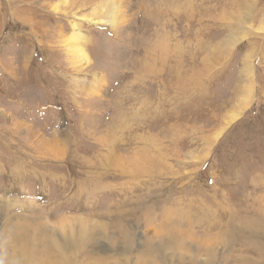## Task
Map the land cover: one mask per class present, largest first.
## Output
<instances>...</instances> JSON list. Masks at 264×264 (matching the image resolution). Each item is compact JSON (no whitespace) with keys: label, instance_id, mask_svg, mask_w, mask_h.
<instances>
[{"label":"rangeland","instance_id":"rangeland-1","mask_svg":"<svg viewBox=\"0 0 264 264\" xmlns=\"http://www.w3.org/2000/svg\"><path fill=\"white\" fill-rule=\"evenodd\" d=\"M58 1L0 0V264H264V30L198 0H122L114 28ZM166 31L180 81L147 68Z\"/></svg>","mask_w":264,"mask_h":264},{"label":"bare ground","instance_id":"bare-ground-1","mask_svg":"<svg viewBox=\"0 0 264 264\" xmlns=\"http://www.w3.org/2000/svg\"><path fill=\"white\" fill-rule=\"evenodd\" d=\"M59 1H61L62 2V4H68V2L66 1V0H59ZM58 1V2H59ZM73 1V0H72ZM96 2H98L99 3V11L101 12V16H103V17H101L100 16V18H98V20H97V22H101V23H104V24H107V25H109L110 27H115L116 26V22H117V17H118V13L120 12V7H121V4H122V0H95ZM94 1V2H95ZM160 1V0H159ZM158 1V2H159ZM195 1H197V0H195ZM198 1H200V3H203V2H207V4L208 5H206L205 7H207L206 9H210V11H212V13H213V15H214V17H220L219 19H224L225 21H227L226 23H228L227 25H226V30H227V32H229V29L230 28H232V25H231V23H232V20L233 21H235L236 23H239V24H242V23H245L248 19H251V22H256L257 23V25H258V28H259V30H261V31H263L264 30V5H262V3H259L258 5H261L260 7L259 6H257L256 4V6H255V8H251L252 10H253V12L252 11H247V10H245L244 8H243V4H246V3H244L243 1L244 0H230V1H226V0H224L223 2H221V0H198ZM197 1V2H198ZM262 1H264V0H262ZM29 2V1H28ZM248 2V1H247ZM88 3V2H87ZM61 4V3H60ZM61 4V5H62ZM71 4V3H70ZM162 4V3H161ZM185 4V3H184ZM206 4V3H205ZM163 5V4H162ZM167 5V4H166ZM169 5V4H168ZM188 5V4H187ZM186 5V6H187ZM192 5H193V3L191 4V5H188L189 7H192ZM81 6V5H80ZM173 6V5H172ZM176 6H177V10H180V3L179 4H176ZM184 6V5H183ZM58 7L59 6H57L56 4H55V6L53 7V10H56V11H59L58 10ZM61 7V6H60ZM148 7V6H147ZM171 7V6H170ZM65 8H67V6L65 7ZM83 8V7H82ZM46 10V9H45ZM145 10V9H144ZM94 11H96V10H94ZM202 11V10H201ZM217 11V12H216ZM42 12V11H41ZM252 12V13H251ZM29 13V12H28ZM93 13H95V12H93ZM201 13V12H200ZM235 13H239L238 15H236V16H234L233 14H235ZM32 14V13H31ZM150 14V13H149ZM167 14V13H166ZM228 14H231L230 16H228ZM260 14H262L261 15V17L259 18V16H260ZM174 15H176V14H174ZM243 15V16H242ZM206 16V15H205ZM145 17H146V15H145ZM168 17V16H167ZM170 17V16H169ZM152 18V17H151ZM189 18V17H188ZM146 19H147V17H146ZM156 19V18H155ZM158 19V18H157ZM163 19V18H162ZM162 19H158L159 21H161ZM167 19V18H166ZM158 20H156V21H158ZM173 20H174V18H173ZM203 20V19H202ZM147 21V20H146ZM177 21V20H176ZM175 20H174V22H176ZM187 21V20H186ZM185 21V22H186ZM197 21V20H196ZM205 21H207V20H205ZM217 21V20H216ZM32 22H34V20L32 21ZM96 22V21H95ZM150 22V21H149ZM162 22H163V20H162ZM170 22H171V20H170ZM191 22V21H190ZM189 21H187V25L188 26H190L191 25V23H190ZM215 22V21H214ZM27 23V25H31V23L29 22V21H27L26 22ZM72 23V22H71ZM208 23V22H207ZM171 24H173V23H171ZM177 24V23H176ZM176 24H175V26H176ZM219 24V23H218ZM225 23H222V24H220L221 26L222 25H224ZM154 25V24H153ZM152 25V26H153ZM165 25V24H164ZM179 25H181V24H179ZM200 25V24H199ZM72 27H71V33H70V35H69V37H67L66 39H65V42H66V46H68V50H70V51H75V50H79L78 52L81 54V56H78V57H81L80 58V60H83L86 64H88L89 62H88V59H90L88 56H87V54H86V52H85V49H84V43H86L85 42V40H84V38H85V36H84V34H82V30H80V26H78V23H72V25H71ZM168 25L166 24V27H167ZM186 26V25H185ZM196 26V25H195ZM194 26V27H195ZM204 26H205V24H204ZM213 26V25H212ZM212 26H210V27H212ZM238 26V25H237ZM158 27V26H157ZM162 28V27H161ZM213 28H215V27H213ZM222 28V27H221ZM223 28H225V27H223ZM172 29V28H171ZM201 29V28H200ZM212 29V28H211ZM218 29V28H217ZM155 30V29H154ZM179 30V29H178ZM188 30V29H187ZM190 30V29H189ZM209 30V29H208ZM216 30V29H215ZM239 30V29H238ZM241 30V29H240ZM156 31H158V30H156ZM209 32V31H208ZM212 32V31H211ZM163 34H160L159 36L157 35L156 37V41H153L152 42V44L151 45H149V47H150V49H151V51H153V50H155V52H158V61H159V67L157 68H155V69H149V67H147L148 68V70H150V72H153L154 73V75H158V76H160L161 77V74H162V72L164 71V69H165V71H167V74H169V75H167V76H171V75H175V81H180V45H179V43H178V41L177 40H174L173 41V43H172V45H170V43H169V41H170V39H169V33H167V31H166V33L165 32H162ZM174 33H175V31H174ZM189 33V32H188ZM245 33V32H244ZM194 34V33H193ZM197 34V33H196ZM212 34V33H211ZM214 34H216V33H214ZM180 35V34H179ZM200 35H201V33H200ZM160 36H162V37H160ZM165 36V37H164ZM172 36V35H171ZM175 36V35H174ZM207 36V35H206ZM214 36V35H213ZM204 37V36H203ZM226 37H228V35L226 36ZM238 37V36H237ZM171 38V37H170ZM194 38H196V37H194ZM202 38V37H201ZM211 38V37H210ZM232 38V37H231ZM239 38V37H238ZM153 39V38H152ZM178 39H179V37H178ZM199 39V38H198ZM198 39L196 40V42L198 43V44H201V45H203V46H201V47H203V48H207L211 43H208V42H200V41H198ZM212 39V38H211ZM223 39V38H222ZM221 39V40H222ZM204 40V39H203ZM206 40V39H205ZM213 40V39H212ZM217 40V39H216ZM216 40H213V43H215V41ZM219 40V39H218ZM224 40V39H223ZM152 41V40H151ZM179 41H180V39H179ZM171 42V41H170ZM209 42H211V40L209 41ZM231 42V41H230ZM150 44V43H149ZM154 44H156V46L154 45ZM224 47V46H223ZM157 49H159V51H157ZM77 52V51H76ZM149 52V51H148ZM147 52V53H148ZM75 53V52H74ZM168 53V56H169V58H168V56L166 57V54ZM171 53H172V55L174 56H172L171 55ZM76 54V53H75ZM72 55V54H71ZM154 55H156L155 53H154ZM75 57H76V55H75ZM172 57L174 58V60H172ZM182 57V56H181ZM171 59V64L172 65H169L168 63H169V60ZM167 60H168V62H167ZM72 62H74V60L72 61ZM79 62V61H78ZM148 62H150V61H148ZM153 62V61H152ZM167 62V63H166ZM146 63V62H145ZM173 63H175V64H173ZM82 64H84V63H82ZM91 64V63H90ZM152 64V63H151ZM153 66V65H152ZM157 66V65H156ZM144 69V68H143ZM146 70V69H145ZM148 72V71H147ZM149 72V73H150ZM152 74V73H151ZM152 77V76H151ZM150 79V78H149ZM153 79V78H152ZM171 80V79H170ZM173 80V79H172ZM164 81V80H163ZM174 81V82H175ZM173 83V82H172ZM171 83V84H172ZM165 84H166V82H165ZM178 84V83H177ZM159 85V84H158ZM162 86V85H161ZM168 86H170V85H168ZM174 86V85H173ZM160 87V86H159ZM176 87H179V86H176ZM252 87H253V85H252ZM167 88V87H166ZM170 88V87H169ZM172 89V88H171ZM165 91V90H164ZM168 91H170V90H168ZM166 92V91H165ZM245 92H247V90H245ZM177 93V92H176ZM179 93V92H178ZM249 93H250V91H249ZM18 129V128H17ZM4 141V140H3ZM110 141V140H109ZM111 146V145H110ZM50 149H52V148H50ZM109 149V148H108ZM113 153V152H112ZM113 156V155H112ZM116 160V159H115ZM112 162V161H111ZM41 163V162H40ZM116 163V162H115ZM120 163V162H119ZM118 163V164H119ZM121 165V164H120ZM128 169V168H127ZM129 171V170H128ZM17 177H18V179H20V176H18L17 175ZM21 178H22V176H21ZM22 225V224H21ZM24 225V224H23ZM46 227V226H45ZM22 228V227H21ZM25 228V227H24ZM29 228V227H28ZM69 230V229H68ZM54 232V231H53ZM61 232V231H60ZM60 235V234H59ZM43 239V238H42ZM66 239H67V237H66ZM31 240V239H30ZM53 241V240H52ZM38 243H36L35 245H37ZM34 245V246H35ZM74 246V245H73ZM71 248V247H70ZM54 250V249H53ZM46 256V255H45ZM72 257V256H71Z\"/></svg>","mask_w":264,"mask_h":264}]
</instances>
